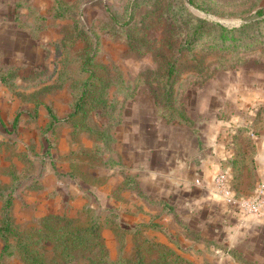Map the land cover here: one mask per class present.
<instances>
[{"label":"rangeland","instance_id":"rangeland-1","mask_svg":"<svg viewBox=\"0 0 264 264\" xmlns=\"http://www.w3.org/2000/svg\"><path fill=\"white\" fill-rule=\"evenodd\" d=\"M263 16L264 0H0V264H264L263 217L144 205L121 160L134 120L159 116L168 143L224 124L233 186L254 194ZM219 26L245 45L217 47Z\"/></svg>","mask_w":264,"mask_h":264},{"label":"crops","instance_id":"crops-1","mask_svg":"<svg viewBox=\"0 0 264 264\" xmlns=\"http://www.w3.org/2000/svg\"><path fill=\"white\" fill-rule=\"evenodd\" d=\"M159 118L155 115L146 120L136 118L129 129L122 132V138L127 141L122 151V164L127 167L125 173L129 171L127 175L132 174L144 191V205L168 204L173 212L183 211V216L189 219L191 212L203 209L210 220L225 217L229 208V216L233 217L236 209L224 202L213 185L214 176L224 172L230 184L237 187L238 168L244 160L235 147L229 145L224 124L209 122L206 127L208 124L202 122L198 127L199 137L194 136V132H183L168 143L164 134L167 125ZM235 187L233 189L238 192Z\"/></svg>","mask_w":264,"mask_h":264},{"label":"built area","instance_id":"built-area-1","mask_svg":"<svg viewBox=\"0 0 264 264\" xmlns=\"http://www.w3.org/2000/svg\"><path fill=\"white\" fill-rule=\"evenodd\" d=\"M215 191L224 202L244 214L264 218V182L252 195H239L230 184L224 172H218L213 179Z\"/></svg>","mask_w":264,"mask_h":264},{"label":"trees","instance_id":"trees-1","mask_svg":"<svg viewBox=\"0 0 264 264\" xmlns=\"http://www.w3.org/2000/svg\"><path fill=\"white\" fill-rule=\"evenodd\" d=\"M260 13H259V15L263 14V13H261V14ZM261 21L264 22V16L261 19ZM218 28L219 29L217 30V36H216L217 40L215 41L217 47L224 48V49L225 48L235 49V48H237V46L243 47V45H245L244 41H242L239 38L240 36H237V32H240V30H244L245 26H241L240 28H225L223 26H219ZM200 33L202 34L203 32H200ZM195 37L197 38V36H195ZM200 37L202 38V36H200ZM198 42H201V40L199 39ZM204 45H208V43L206 42V43H204ZM238 194H240V193H238Z\"/></svg>","mask_w":264,"mask_h":264}]
</instances>
